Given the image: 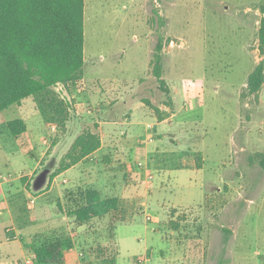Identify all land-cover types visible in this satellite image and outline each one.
<instances>
[{"label": "rangeland", "instance_id": "obj_1", "mask_svg": "<svg viewBox=\"0 0 264 264\" xmlns=\"http://www.w3.org/2000/svg\"><path fill=\"white\" fill-rule=\"evenodd\" d=\"M262 1L84 0L83 79L70 89L91 90L104 101L106 96L117 98L110 92L117 89L122 94L118 98L126 101L120 104L121 112L143 97L158 107L167 94L151 75L150 61L161 40L163 78L167 88L178 90L175 103L182 108L179 114L188 134L176 121L168 128L178 145L162 148L168 151L163 189L155 184L157 162L146 167L134 159V165L113 166L135 170L138 179L143 172L149 183L135 182L132 202L121 200L117 210L101 219L82 226L71 221L72 231L82 239L77 248L80 264H102L96 257L102 246L109 257L116 254L115 264H264V168L251 160L256 153L264 154V81L256 93L246 88L254 67L262 63L264 68L259 39ZM52 89L69 105L70 100L80 104L78 95L66 97L62 85ZM95 97L89 108L99 106ZM144 106L157 119L155 111ZM16 109L3 111L0 123L21 117ZM22 109L26 116L38 111L33 98ZM88 116L98 117L94 112ZM80 120L65 129L54 125L52 131L44 123L34 144L24 136L15 140L3 135L0 146L11 165L0 158L1 171L15 176L16 170L28 169L35 163L27 154L31 151L39 157L44 152L37 174L47 164L52 169L57 162L51 159L54 141L61 139L65 150L81 132ZM169 149L190 150L192 156L201 152L202 167H174ZM111 161H86L83 167L110 169ZM91 181L84 184L105 191L103 183ZM144 201L147 206L140 204ZM40 209L34 215L45 220L51 212L58 213L56 207L51 212ZM127 215L129 220L135 217L116 225ZM171 220L178 223L177 230L171 228Z\"/></svg>", "mask_w": 264, "mask_h": 264}, {"label": "trees", "instance_id": "obj_2", "mask_svg": "<svg viewBox=\"0 0 264 264\" xmlns=\"http://www.w3.org/2000/svg\"><path fill=\"white\" fill-rule=\"evenodd\" d=\"M260 8L264 11V0ZM83 17L84 0H0V114L20 105L24 99L33 98L43 122L64 129L71 105L57 96L52 88L62 85L68 90L69 86H74L83 79ZM259 39L263 50L264 25ZM155 48L150 61V73L167 94L164 103L171 106V90L166 87L163 78L161 40ZM263 81L264 68L262 63H258L247 76L248 92L256 93ZM143 102L155 111L159 121L166 118V112L153 106L149 100L143 99ZM96 128L95 125L85 129L74 138L57 165L50 169L44 187L48 186L55 175L80 163L100 146ZM25 132L26 124L20 117L0 123V137L8 135L19 138ZM251 160H257L264 168L263 153L254 154ZM193 162L196 168L202 167L201 152H194ZM49 166L47 164L45 167ZM25 180V177H21L22 182ZM44 187L33 191L31 182H28L25 190L11 195L10 206L17 226L23 227L31 223V211L26 206V190L37 195ZM120 189L111 184L102 192L95 186L84 183L65 189L55 206L67 221L58 217L52 225L49 220L39 223L29 242L21 240L22 245L33 254L32 264H64V251L73 246L68 229L71 221L82 226L117 210L121 203ZM169 222L172 229H178L177 222ZM106 250L103 246L98 247L96 251L99 255L96 257L102 264H115L116 254H109L112 256L109 257L105 254Z\"/></svg>", "mask_w": 264, "mask_h": 264}, {"label": "crops", "instance_id": "obj_3", "mask_svg": "<svg viewBox=\"0 0 264 264\" xmlns=\"http://www.w3.org/2000/svg\"><path fill=\"white\" fill-rule=\"evenodd\" d=\"M70 87L71 86L68 87V90L63 88L66 92V97L68 95L69 99L70 97L73 99L78 95L80 99V102L78 103L80 104H73L72 100H70L71 106L68 109V119L65 123L64 129L74 119H81L80 121L83 126L81 132L85 129L93 128L96 125L101 142L100 146L94 152L83 158L80 163L55 175L50 180L48 186L44 187L41 193L33 195L26 190L28 198L26 206L31 211L29 218L31 223L23 227H19L16 224L14 214L12 213L10 206V197L17 191L25 190L26 184L32 181L34 178L33 174H36L37 167L40 163H42L41 156L44 155V152L40 153V157L35 155L32 151L27 153L35 159V163H32V166H29L26 170H16L17 172L15 176H11L8 172L5 173L1 171L0 168V264H25L26 259H31L32 261V252L29 248L22 245L21 240L25 239L26 242H29L31 235L37 230L39 223L49 220L52 225L54 220L58 217H62V219L66 220L65 216L60 213L53 214L51 211L56 207L55 204L57 200H61L62 192L67 188L76 186L80 183H89V180L92 179L93 181L91 182L97 181L99 184L103 183L104 190H106L111 184L116 185L119 189L121 188L120 200L126 199V202H132V198L134 196L132 195V198L129 196L132 192H136L135 190H137L135 182H142L144 185L146 183L148 184L149 181L147 180V175L143 172L142 174L140 173L139 180L137 178L138 174L135 173V170H129V168L121 170V167H119L120 165L116 168L113 167L117 164L122 163L130 166L134 165L133 163L135 160V162H138L139 160L140 163L143 161L147 167L149 162H157L156 169L159 172V176L154 175L157 179L155 184L158 183V186L161 185V189H163L165 187V171L163 170H166L167 167L165 161L167 157L166 153L168 151L163 153L162 148L164 146H169L170 143L173 144L174 147H177L178 145L176 136L173 133H170L168 128L176 121L181 131L188 134L186 121L180 118L179 114L182 108L177 107L175 103L176 96L178 94V90L176 88H171V106H168L165 103L159 104L158 108L167 114L165 119L159 121L156 117H153L152 113H150L148 109H146L143 100L133 101L130 108L121 112L120 104L125 103L126 101L118 98L122 94L120 91H117V89L110 91L115 97H117L114 99H108L111 98L106 96L108 93L104 94L101 92L107 97V101H104L101 98L98 99V93L91 90L81 89L74 91L70 89ZM94 97L97 98L100 103L96 109L89 108L88 105ZM27 99H24L20 105L14 106L13 108H17L16 110H19V115H21L20 118H22L26 124V132L22 136L26 137L29 143L34 144L33 141L37 140V131L41 130V128L43 129L45 124L42 120V116L36 110H33V113H29L28 116L22 114V108ZM143 99H145V97H143ZM78 105H81L80 109H78ZM119 111L120 113H118ZM137 111H140L139 114L132 116V113ZM92 112H94L96 116L98 115L96 119L91 120L93 117H91V119L88 118L90 117L88 115ZM36 114L40 115V120L35 116ZM78 134H76V136ZM2 137L4 136H1L0 138ZM14 139L17 140V138ZM40 139L41 137H39V140ZM54 142L53 146L56 147L51 159H55L57 161L55 165H57L58 161L68 150L70 145L65 150H62V140L60 139L59 141L56 140ZM169 151L171 154L168 159L172 161L174 167L196 168L193 162V151L176 149H169ZM0 158L5 165H8V163L11 165L10 160L5 157L1 146ZM92 160H95L98 164H100V160H112L111 163H109L111 168H100L94 170L88 167H83L86 161ZM126 176L129 177L126 178ZM21 177H25L26 180L22 182ZM42 199L43 201H41ZM140 204H142V206H147L148 202L144 201L140 202ZM36 205L38 206L35 207ZM42 207L46 208L44 209L45 212H51L52 217L46 220L41 217H36L34 215V211L36 212L41 210L40 208ZM129 217V215L122 217L123 220L118 221L116 225L119 223L130 222L135 216L131 217L130 220ZM68 229L70 230V235L73 239V246L64 251V264H80L78 260L77 248L78 243H82V239H80V236L76 235V233L72 231L70 226ZM113 243L117 246L115 241V230ZM148 250L149 248L146 247L145 252L147 253Z\"/></svg>", "mask_w": 264, "mask_h": 264}, {"label": "water", "instance_id": "obj_4", "mask_svg": "<svg viewBox=\"0 0 264 264\" xmlns=\"http://www.w3.org/2000/svg\"><path fill=\"white\" fill-rule=\"evenodd\" d=\"M50 172L49 167H44L33 179L32 181V190L33 191H39L42 189L46 182H47V177Z\"/></svg>", "mask_w": 264, "mask_h": 264}, {"label": "built area", "instance_id": "obj_5", "mask_svg": "<svg viewBox=\"0 0 264 264\" xmlns=\"http://www.w3.org/2000/svg\"><path fill=\"white\" fill-rule=\"evenodd\" d=\"M54 129H55L54 125L51 126V131L54 130ZM150 177H151V176H150ZM147 218H149V217L147 216ZM25 264H32L31 259H26Z\"/></svg>", "mask_w": 264, "mask_h": 264}]
</instances>
